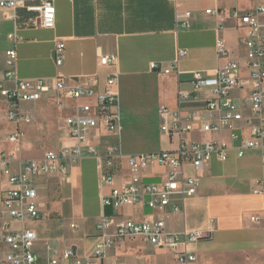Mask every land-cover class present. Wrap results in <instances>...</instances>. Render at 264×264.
Segmentation results:
<instances>
[{
  "label": "crops",
  "instance_id": "0c3cea01",
  "mask_svg": "<svg viewBox=\"0 0 264 264\" xmlns=\"http://www.w3.org/2000/svg\"><path fill=\"white\" fill-rule=\"evenodd\" d=\"M24 1L27 6H36L41 0ZM257 5L264 6V0H56L53 29L38 26L36 12L24 8L0 9V80L5 88H14V82L5 78L8 70L14 71L20 80L43 79L50 87L38 102L20 105L22 112L33 113V122L19 124L23 135L14 154H7L14 159L13 171L19 170L18 162L41 159L43 153L32 157L28 156L27 149L38 144L35 142L42 134L52 139L62 123L66 138L63 148L73 146L65 129L69 111L59 110L55 105L57 93L52 86L58 76L66 86L84 85L89 81L101 91L109 76L118 75L122 131L118 136L102 128L90 131L87 143L99 150L117 144L123 156H130L174 152L182 141L229 144L226 161L213 158L201 171L190 165L184 167L183 175L196 178L199 186L196 195L183 200L180 213H174L172 205L160 211H152L143 204L103 208L102 199L112 186L134 177L145 184L164 181L171 170L154 163L132 171L125 159L118 160L112 170V184L104 186L100 185L98 161L93 157L72 164L65 180L58 176L35 178L38 220L11 221L0 204V260L10 252L4 243V224H8L10 231L35 233L33 253L37 264H45L51 258L60 260L65 250L73 251L78 257L91 256L98 242L96 223L106 215L113 217V224L107 229L110 235L123 220L138 223L163 220L169 233L200 232L202 238L186 248L196 258L193 264H264V199L254 193L263 174L261 153L246 150L238 158L235 151L238 142L230 141L232 131L228 128L218 133H202L200 125L217 124L219 116L206 109L212 93L208 89L193 93L190 82L194 72L214 75L228 64L237 63L239 84L231 91V98L239 106L243 120L233 123L232 129L249 137L245 120L254 116L248 104L251 83L246 70L247 36L230 18V13L233 10L247 13ZM207 10L211 13L206 14ZM185 13H190V17ZM259 20L264 22V16ZM181 22H187L190 28H182ZM9 34L21 41H10ZM58 41L65 45L61 66L53 59ZM218 41L223 43L225 56L217 52ZM180 50H185L186 55L178 57ZM9 51L16 53L14 67L7 64ZM104 56H115L116 65L102 66L100 58ZM176 61L178 75L150 71L151 63L163 70ZM181 92L192 95L179 99ZM161 107L171 113L196 112L198 120L193 123L192 132L180 137L163 132ZM5 113L6 102L0 98V125L12 126L9 130L0 128V140L3 133L7 137L17 127L3 120ZM137 114L143 119L139 136L134 135L136 125L131 121ZM23 126H28L27 134ZM33 133L38 135L35 139ZM51 144L53 147V139ZM6 183L7 179L0 175V202ZM48 247L52 248L51 252ZM95 264H174V257L135 238L116 244Z\"/></svg>",
  "mask_w": 264,
  "mask_h": 264
},
{
  "label": "built area",
  "instance_id": "2783aa9c",
  "mask_svg": "<svg viewBox=\"0 0 264 264\" xmlns=\"http://www.w3.org/2000/svg\"><path fill=\"white\" fill-rule=\"evenodd\" d=\"M56 0H41L36 6H27L24 0L0 1V9L15 10L24 8L30 12L38 13V26L44 29H53L55 26ZM206 14L211 11L207 10ZM190 17V13H185ZM264 16V6L257 5L247 13L233 10L230 18L237 23V27L246 32L245 58L246 70L251 83V93L248 104L254 119H246L250 135L245 138L232 129V124L243 120L239 106L231 98V91L239 84V65L235 62L225 68L216 71L214 75H206L199 72L191 74L193 93L208 89L212 98L208 101V112L218 114L217 124L200 125L202 133H218L223 128L230 129V141L238 142L235 148L236 156L242 158L246 150H257L262 156L263 174L259 181V188L254 190L256 195L264 199V22L259 20ZM180 26L189 29L187 22H181ZM10 41L18 43L21 38L14 34L7 37ZM217 52L220 56L226 55L223 43L217 42ZM63 42H56L53 51V59L57 66L63 62ZM179 56H185L186 51L180 50ZM7 64L14 67L16 61L15 51L6 53ZM102 66H115V56L100 58ZM150 71H162L163 74H179L177 61L168 69H161L156 63L150 64ZM5 78L14 82L13 89L5 88L0 80V98L6 102L4 121L15 124L17 127L10 133L6 140L10 144H18L23 135L19 124H31L33 113L22 112L20 105L36 103L41 100L44 93L49 92L50 87L43 79L20 80L14 71L8 70ZM52 88L57 93L55 105L59 110H68L69 115L65 120L67 137L73 142L72 147L59 151L47 150L41 159L21 161L19 170L13 171L12 156L0 152V175L7 179V188L0 202L4 212L11 221L23 223L36 221L40 215L37 209V191L34 186L35 178L39 176H58L67 179L69 168L72 164L85 157H93L98 161L99 182L101 186L111 185L113 181L112 170L114 163L125 159L130 170L136 171L146 164L154 163L169 168L171 171L164 181L159 184H145L139 178H132L119 186H112L110 193L103 197V208L117 209L126 206L143 204L152 211H160L172 205L174 213L181 212V203L188 197L197 193L198 180L194 177L183 175L185 166L190 165L196 171H201L213 158L224 162L228 158L229 144L224 142H211L205 144L182 141L174 152H155L123 156L119 145H107L99 150L87 143V135L95 129H104L115 136L120 135L122 129L119 123L120 95L118 75L109 76L101 91H98L89 81L84 85L66 86L61 76L54 78ZM192 94L181 92L179 99H186ZM159 116L163 121L161 130L170 136H181L192 132L193 123L198 120L196 112L181 114L171 113L168 108L161 107ZM178 200L179 203L174 201ZM258 219H253L256 221ZM264 221V210H263ZM113 224V217L103 215L96 223L98 242L91 256L78 257L73 251L62 252L61 259H49L45 264H95L96 260L103 258L107 251L116 244L127 239L141 238L156 249L170 252L174 257V264H193L195 256L187 251V246L202 238L197 231H184L182 233H169L165 230V222L138 223L131 220H123L115 225L112 235L107 229ZM4 243L10 252L0 264H37V258L33 253L36 235L31 230L10 231L8 224H4ZM51 252L52 248L48 247Z\"/></svg>",
  "mask_w": 264,
  "mask_h": 264
},
{
  "label": "rangeland",
  "instance_id": "374dc122",
  "mask_svg": "<svg viewBox=\"0 0 264 264\" xmlns=\"http://www.w3.org/2000/svg\"><path fill=\"white\" fill-rule=\"evenodd\" d=\"M142 118L139 116V114L135 115L132 117V122L133 124L136 125L135 127V134L134 135H138L139 136V133L141 131V122H142ZM12 126H9V125H4V124H1L0 125V128H4V129H11ZM28 126H23V130H24V133L27 134V130H28ZM63 123L61 124L60 128H56L55 131H54V136H53V147H52V139H51V136L50 135H45V134H42L41 135V139L36 141L35 143H38L36 144L34 147L32 146L31 148L27 149V153H28V156H32V157H38L41 153L44 154V152H46V150L48 149H54V150H58V149H61L63 148L64 146V143H63V140H65V134L63 132ZM130 132V131H129ZM63 133V134H62ZM133 133L131 132V135ZM38 135L36 133H33L32 135V138L35 139ZM135 137V136H134ZM7 140H6V135L5 133L2 134L1 136V140H0V151L8 154L9 152L13 153L14 154V151L17 149V144H8L6 143Z\"/></svg>",
  "mask_w": 264,
  "mask_h": 264
}]
</instances>
